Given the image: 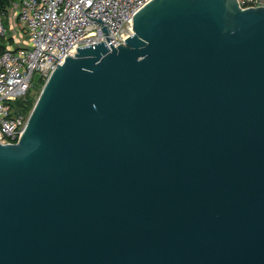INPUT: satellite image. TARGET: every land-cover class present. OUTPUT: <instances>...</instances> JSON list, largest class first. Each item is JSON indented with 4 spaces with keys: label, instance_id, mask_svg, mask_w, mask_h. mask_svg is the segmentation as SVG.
<instances>
[{
    "label": "water",
    "instance_id": "water-1",
    "mask_svg": "<svg viewBox=\"0 0 264 264\" xmlns=\"http://www.w3.org/2000/svg\"><path fill=\"white\" fill-rule=\"evenodd\" d=\"M76 50L0 143V264H264V9L152 0Z\"/></svg>",
    "mask_w": 264,
    "mask_h": 264
},
{
    "label": "built area",
    "instance_id": "built-area-1",
    "mask_svg": "<svg viewBox=\"0 0 264 264\" xmlns=\"http://www.w3.org/2000/svg\"><path fill=\"white\" fill-rule=\"evenodd\" d=\"M151 1L2 0L0 45L5 49L0 52V143L15 144L22 135L30 112L15 104L26 101L35 73L46 81L80 47L124 45L133 17ZM237 1L241 9H264V0ZM5 22L11 30L8 37Z\"/></svg>",
    "mask_w": 264,
    "mask_h": 264
},
{
    "label": "rangeland",
    "instance_id": "rangeland-1",
    "mask_svg": "<svg viewBox=\"0 0 264 264\" xmlns=\"http://www.w3.org/2000/svg\"><path fill=\"white\" fill-rule=\"evenodd\" d=\"M4 26H5V29H6V36L8 37V36L11 35V30H10V26H9L8 22H5ZM13 26H14V28L17 27V25H16V21L13 22ZM0 39H1V38H0ZM28 40H29V39H28V37L26 36L25 41L27 42ZM17 41H18V40H16V42H17ZM1 42H2V41L0 40V43H1ZM38 83H39V75H38L37 73H35V74H34V77H33V81H32L33 87H32V89L30 90V92L27 94V96L29 95V96L32 97V99L35 100V101H36V99H37V97H38V95H39V93H40V90H41V89H39V87H38ZM26 99H27V97H26ZM17 103H21V104H23L24 102L18 101Z\"/></svg>",
    "mask_w": 264,
    "mask_h": 264
},
{
    "label": "trees",
    "instance_id": "trees-1",
    "mask_svg": "<svg viewBox=\"0 0 264 264\" xmlns=\"http://www.w3.org/2000/svg\"><path fill=\"white\" fill-rule=\"evenodd\" d=\"M0 2H2V0H0ZM4 49H5L4 45H0V52L4 51ZM44 82H45L44 80H41V79L39 80V83H38L39 89L42 88V86L44 85ZM34 104H35V100H33L32 97L28 95L26 101L23 104L16 103L15 106L21 108L23 112L28 114L33 108Z\"/></svg>",
    "mask_w": 264,
    "mask_h": 264
}]
</instances>
